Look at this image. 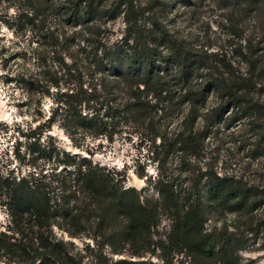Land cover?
Returning a JSON list of instances; mask_svg holds the SVG:
<instances>
[{"label": "trees", "instance_id": "16d2710c", "mask_svg": "<svg viewBox=\"0 0 264 264\" xmlns=\"http://www.w3.org/2000/svg\"><path fill=\"white\" fill-rule=\"evenodd\" d=\"M200 12L217 30L182 24ZM0 21L18 46L0 61V82L26 94L40 120L27 134L30 168L0 163V264H87L58 231L122 240L161 264L171 251L240 264V251L259 239L264 248V0H0ZM53 125L76 147L147 134L178 170L147 197L125 172L62 148L46 134ZM222 127L263 161L256 177L202 163ZM162 215L170 225L159 235Z\"/></svg>", "mask_w": 264, "mask_h": 264}, {"label": "rangeland", "instance_id": "374dc122", "mask_svg": "<svg viewBox=\"0 0 264 264\" xmlns=\"http://www.w3.org/2000/svg\"><path fill=\"white\" fill-rule=\"evenodd\" d=\"M9 13H13L12 8ZM206 22H209L210 34L217 30L216 18L208 12H200L195 16L187 14L182 24L191 31L197 30L202 33L207 30ZM110 26L115 31L120 30L122 27L120 19L110 23ZM15 40L12 31L0 21V61L16 50L18 46L15 44ZM48 106L49 102L46 101L44 107L48 108ZM35 115L33 105L30 104L26 94L12 84L0 82V163L6 167L23 172L30 168V163L36 161L35 158L38 155L32 152L35 145L31 144L32 139L27 136L29 128H34L40 122V120L34 119ZM48 133L53 135L65 150L90 157L94 162L125 172L126 185L134 187L147 197H156L158 180H166L178 170V166L170 158V153L166 147L161 146L158 138L152 142L151 136L141 134V132L118 133L111 143L104 138L99 140L87 138L85 142H82L81 147L74 146L57 125H53L46 132V134ZM238 139L236 134L230 135L229 130L222 127L218 134L206 140L207 147L200 160L202 163L213 162L219 172L244 173L250 178L256 177L254 169L257 165L260 166L259 163L261 164L262 160L253 159ZM89 147H93V149L88 150ZM232 219V215H228L223 216L222 221ZM0 222H7L5 212L1 208ZM169 225L170 220L162 215L157 227L158 234L166 233ZM57 233L67 241L69 250L82 255L87 264L94 263L96 257L113 260L149 258L156 264L162 263L156 255L146 254L144 257L135 255L134 253L141 249L136 245H130L117 239L109 240L100 235L95 236L93 231L80 234L77 237L68 236L60 231ZM260 243L259 239L248 249L240 251V264H264V248H261ZM168 258L171 260L169 264H217L204 262L197 256L187 257L184 252L174 253L171 251ZM1 264L4 263L1 262Z\"/></svg>", "mask_w": 264, "mask_h": 264}]
</instances>
